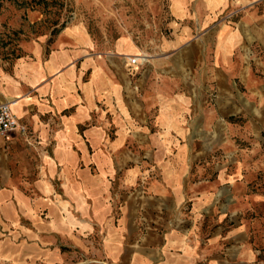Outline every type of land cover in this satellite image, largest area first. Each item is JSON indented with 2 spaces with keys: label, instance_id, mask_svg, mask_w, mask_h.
<instances>
[{
  "label": "crops",
  "instance_id": "0c3cea01",
  "mask_svg": "<svg viewBox=\"0 0 264 264\" xmlns=\"http://www.w3.org/2000/svg\"><path fill=\"white\" fill-rule=\"evenodd\" d=\"M167 1V27L76 21L0 63L31 133L0 136V264H264L223 133L264 105L247 32L229 0Z\"/></svg>",
  "mask_w": 264,
  "mask_h": 264
},
{
  "label": "rangeland",
  "instance_id": "374dc122",
  "mask_svg": "<svg viewBox=\"0 0 264 264\" xmlns=\"http://www.w3.org/2000/svg\"><path fill=\"white\" fill-rule=\"evenodd\" d=\"M168 5L167 0H0V63H17L30 54L31 44L53 41L76 21L90 32L105 33L114 25L167 27L171 21ZM233 11L238 14L236 22L247 32L243 54H248L252 63L249 68L264 82V0H229L227 13ZM239 88L247 93L245 87ZM237 100L246 112L238 111L239 125L223 130L230 143L226 156L241 159L245 177L248 181L252 178L244 187V218L250 224L251 242L264 250V105L255 98L250 102L245 98L242 105L239 97ZM255 102L260 111L249 113Z\"/></svg>",
  "mask_w": 264,
  "mask_h": 264
},
{
  "label": "built area",
  "instance_id": "2783aa9c",
  "mask_svg": "<svg viewBox=\"0 0 264 264\" xmlns=\"http://www.w3.org/2000/svg\"><path fill=\"white\" fill-rule=\"evenodd\" d=\"M140 57H130L131 65H136ZM19 132L22 135L30 136L29 128L22 124L12 111L11 103H0V136L7 137L10 133Z\"/></svg>",
  "mask_w": 264,
  "mask_h": 264
}]
</instances>
